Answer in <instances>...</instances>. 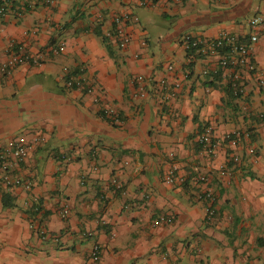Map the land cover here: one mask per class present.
I'll list each match as a JSON object with an SVG mask.
<instances>
[{
  "label": "crops",
  "instance_id": "obj_1",
  "mask_svg": "<svg viewBox=\"0 0 264 264\" xmlns=\"http://www.w3.org/2000/svg\"><path fill=\"white\" fill-rule=\"evenodd\" d=\"M117 13L137 17L126 48L108 34ZM224 31L257 36L256 67L243 68L235 98L210 84L218 54L203 53L184 75L183 36ZM13 41L41 65L4 74ZM79 67L93 92L66 86ZM221 71L218 85L234 70ZM175 78L182 87L163 98L156 84ZM105 106L118 109L120 124ZM207 124L214 154L199 141ZM234 131L236 145L224 138ZM18 144L25 156L11 152ZM207 190L217 197L212 218L198 196ZM0 264H264V0H55L0 17Z\"/></svg>",
  "mask_w": 264,
  "mask_h": 264
},
{
  "label": "built area",
  "instance_id": "obj_2",
  "mask_svg": "<svg viewBox=\"0 0 264 264\" xmlns=\"http://www.w3.org/2000/svg\"><path fill=\"white\" fill-rule=\"evenodd\" d=\"M43 1L48 4L55 3V0H0V17L6 16L9 13H14L16 15L22 14L27 9L32 8L35 4ZM132 19H137V17L132 16L129 13H117L114 15L115 28L113 32L108 34L112 36L121 48H126L130 45L132 41V34L129 31V22ZM263 21V17L256 16L252 20L254 24ZM257 40V36L254 34L249 40L243 39L234 33L224 31L220 33L214 39H205L198 35L187 33L181 39V45L187 50L190 48H196L198 52L218 54L220 56V66L221 70H230L231 72L228 77L233 83V89L235 95L240 96L244 91L243 83V68L249 71L255 69L256 65L252 59V45ZM55 52L59 51V46L54 48ZM8 58L2 63L1 71L4 74H11L16 66L22 63H32L36 65H41L42 58L38 55H33L25 42L13 41L7 47ZM169 70H174L175 66L173 63L168 65ZM217 72V71H215ZM211 71L209 69L204 70V74H209ZM184 75L188 77L190 71L184 69ZM138 86V94L140 96H146L149 92V87L147 81L143 75H138L134 78ZM65 84L69 88L78 89L81 91L93 92L94 88L89 83L85 76V68L79 67L75 71H71L68 76L65 77ZM182 80L175 78L173 83H169L167 80H162L156 84L157 89L163 91V98L175 97L177 91L182 87ZM95 102H100V97L95 94ZM103 115L112 123L120 124L122 122V117L118 109L114 106H105L102 108ZM241 136L240 131L228 132L224 135V138L236 145ZM199 141L203 146V150L206 153L214 154L216 152V141L214 137V126L211 124L205 125L204 129L199 135ZM27 147L23 145H16V147L11 151L15 156L22 157L27 154ZM234 161L239 160L238 155H234ZM7 169V165L3 166ZM177 178L176 166H172L165 176V180L169 183H174ZM206 178L202 177L201 181H205ZM20 183V179L16 181ZM113 184L119 190H122L123 184L117 179H113ZM30 186L29 184H26ZM200 198L207 199L211 204L207 208V218H212L216 214L215 202L217 197L215 193L211 190L203 191L198 194ZM69 213L68 209L62 210V216L66 217ZM42 234H46V230L42 228L40 230ZM100 254V246L95 244L91 251V256L93 258H98Z\"/></svg>",
  "mask_w": 264,
  "mask_h": 264
},
{
  "label": "trees",
  "instance_id": "obj_3",
  "mask_svg": "<svg viewBox=\"0 0 264 264\" xmlns=\"http://www.w3.org/2000/svg\"><path fill=\"white\" fill-rule=\"evenodd\" d=\"M104 38H105V36H104ZM186 51H187V56H188V60L189 61H188V63H187V65H186L185 68L188 69L190 71V73H191V70H192L194 61L197 58L203 56V53L202 52H198L196 48H190V49H187ZM76 70H77V68H76ZM221 75H222V71L221 70L220 71H217L213 75L210 74L209 75L210 76L209 78H212V81H210V84L216 85V86H220L223 90H225V92L228 95H230V96H232L234 98L235 97H238V95H235V93H234L233 83H232L231 79H228L229 81H226L223 85H218V84L215 83L216 80H218V81L219 80H222Z\"/></svg>",
  "mask_w": 264,
  "mask_h": 264
}]
</instances>
